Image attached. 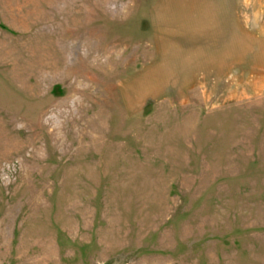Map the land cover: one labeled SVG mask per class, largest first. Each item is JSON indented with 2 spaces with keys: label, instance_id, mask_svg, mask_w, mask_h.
I'll return each mask as SVG.
<instances>
[{
  "label": "rangeland",
  "instance_id": "rangeland-1",
  "mask_svg": "<svg viewBox=\"0 0 264 264\" xmlns=\"http://www.w3.org/2000/svg\"><path fill=\"white\" fill-rule=\"evenodd\" d=\"M0 264H264V0H0Z\"/></svg>",
  "mask_w": 264,
  "mask_h": 264
},
{
  "label": "crops",
  "instance_id": "crops-1",
  "mask_svg": "<svg viewBox=\"0 0 264 264\" xmlns=\"http://www.w3.org/2000/svg\"><path fill=\"white\" fill-rule=\"evenodd\" d=\"M192 1V0H191ZM199 15V14H198ZM200 15H201V13H200Z\"/></svg>",
  "mask_w": 264,
  "mask_h": 264
}]
</instances>
